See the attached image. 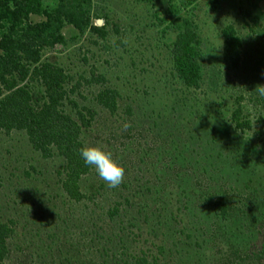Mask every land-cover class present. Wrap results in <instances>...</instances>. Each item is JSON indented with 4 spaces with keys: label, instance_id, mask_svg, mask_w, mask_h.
Masks as SVG:
<instances>
[{
    "label": "trees",
    "instance_id": "1",
    "mask_svg": "<svg viewBox=\"0 0 264 264\" xmlns=\"http://www.w3.org/2000/svg\"><path fill=\"white\" fill-rule=\"evenodd\" d=\"M129 1L156 7L152 4L154 0ZM163 1V9L157 8L154 13L156 25L164 26V31L169 30L173 35L164 46L168 75L175 86L181 87L179 91L183 95H193L189 90H198L203 80L201 42L198 27L191 18L197 3L196 0ZM219 2L207 0L212 9ZM241 3L237 4V11L249 20L251 26L245 25L253 31L259 17L252 16L251 9L257 6L251 0L244 1L250 8ZM90 7V0H0V132L6 137L20 133L32 153L57 163L55 176L61 197L69 204H84L82 210L86 213L80 220L90 223L84 233L93 251H84L79 257L73 252V258L68 260L69 263L64 260L65 264H264V181L261 184L259 177L251 176V167L255 163L264 168V118L258 115L255 122L260 125L252 129L251 120L240 104L242 97H235L227 107L228 102L223 98L225 93H217L218 101L211 98L208 103L201 102L204 111L194 109V103L198 102L195 96L187 100L180 94L182 96L175 101L176 116L164 98H155V106L160 107L150 108L148 119L151 115L171 119L159 123L153 119L141 121L146 118L141 112L144 109L137 107L132 111V98H128V103L122 102L117 89L104 85L103 75L93 71L88 77L83 73L72 75L58 62L42 59L45 52L62 50L68 41L90 33L100 40L105 39L107 32L103 25L95 27L91 23ZM95 17L106 18L104 15ZM113 31L118 35L117 26L113 25ZM220 36L221 61L228 68L237 69L241 63L242 44L236 30L230 24L225 25L220 29ZM116 44L121 45V42ZM260 78L264 85V72ZM93 86L99 88L84 92V88L92 89ZM210 87L215 93L216 87ZM258 102L264 109V97ZM141 103L153 106L152 101ZM119 110L123 115L118 113ZM97 112L115 117L114 122L129 123V126L122 128L118 122L114 129L104 127L93 138L90 134ZM193 114L196 117L191 121ZM213 117L218 123L217 128L239 133L227 138L236 146L233 150L220 146L214 155L209 152L217 164H213L208 154L193 156L194 149H191L194 142L214 144L213 137L206 140L209 131L203 127ZM165 125L169 126L166 128ZM151 128L156 130L152 139L146 137L151 148H140L138 142L143 141L145 135L142 133L141 136L138 131L148 132ZM196 130L201 141L198 140L200 135H195ZM251 137L257 144L246 150L244 143ZM157 138L163 145H158ZM166 142L167 147L164 146ZM172 143L174 146L168 148ZM85 146L110 151L125 171H131L136 185L134 182L133 187L128 188L145 195L142 196L144 199L141 197V204L131 203L132 193H129L128 185L122 183L117 189H110L119 193L104 212L98 211L101 210L98 204L87 208L85 202L103 197L106 184L81 159L79 150ZM132 149L135 150V161L134 156L129 157ZM225 154L231 157L229 163L220 162ZM190 156L194 160L192 164L187 163ZM125 159L130 160L126 166ZM230 168L240 177L243 174L241 178L257 180L256 189L243 180L240 187H225ZM21 174L29 176L25 172ZM7 177H14V173L8 172ZM262 185V195L255 197V190L257 195L260 194L257 187ZM22 196L18 194L13 199ZM189 218L192 224L188 222ZM23 219L28 222L26 217ZM2 220L0 218V264L8 254L6 239L13 234V221ZM229 222L236 225L231 226ZM178 227L181 229H176ZM37 229L36 234L40 231ZM174 233L184 238L180 240ZM174 238L183 242L187 249L172 252ZM45 239L48 243L43 242V247L40 244L30 249L29 262L39 259L43 252L51 251V245L55 243L53 235H46ZM65 246L70 252L69 243ZM15 249L20 250L18 245Z\"/></svg>",
    "mask_w": 264,
    "mask_h": 264
},
{
    "label": "rangeland",
    "instance_id": "2",
    "mask_svg": "<svg viewBox=\"0 0 264 264\" xmlns=\"http://www.w3.org/2000/svg\"><path fill=\"white\" fill-rule=\"evenodd\" d=\"M90 1L91 23L95 27L103 25L104 30L107 32L105 39L100 40L95 34L90 33L84 35L83 38L68 41L62 50L45 52L42 59L46 58L49 61L58 62L67 68V71H70L72 75L83 73V76L88 77L91 71L95 74L103 75L105 79L104 85L117 89L122 97V102L128 103V98H132V111H135L137 107L144 109L141 112L145 114L146 118L143 117L141 121L148 122L153 119L159 123L160 121L171 119L168 116L160 119V116L155 117V115H151V119H148L147 115L150 112L148 110L153 107L155 109L160 107H156L157 101H154L155 98L159 99L160 97L164 98L169 109L173 108L171 113L176 116L178 111L175 101L183 93L179 91L181 87L175 86L168 75L169 64L166 48L164 47L173 39V35L170 34L169 30L164 31V26L156 25L154 13L155 9L157 11L158 9H163L164 1L154 0L152 2V4L156 5L154 8L150 7L149 4L133 3L129 0ZM240 1L244 7L250 8L248 3L244 5L245 0H220L215 9L208 5L207 0H196L197 6L192 13L194 16L191 18L198 27V35L201 42L203 80L198 90H189L193 95L185 94L186 96H183L187 100L188 98L191 99V96H195L198 102L194 103L196 104L194 109L198 108L201 111H204L203 107L200 106L201 102L208 103L211 98L214 101H218L217 93H225L229 97V99L226 96L223 97L224 101L228 102L227 107L232 104L235 97L240 96L242 97L240 104L244 107L243 113L251 120L252 129H257L260 124L256 123L255 119L258 115L264 118V109L258 102L260 96L254 90L256 85H262L260 77L264 72V0H251L257 6L256 9H251V15L259 17L256 26L252 27L253 31H250L245 25L251 26L249 20L237 11V4ZM93 13L96 16L104 15L106 18H97L95 15L93 16ZM228 24L232 25L236 30L242 44L241 63L237 69L228 68L221 61L220 47L222 39L220 29ZM113 25L117 26L118 35L114 33ZM117 41H120L121 45L116 44ZM210 86L216 87L215 93L210 90L212 88ZM96 88H99V86H93L92 89L84 88L83 90L84 92L96 91ZM143 100L152 101L153 106H144L141 103ZM119 103L123 105L120 101ZM157 112H160V110ZM118 113L123 115L120 110ZM195 117L196 115L193 114L190 120L193 121ZM114 121H116L115 117H108L106 114L97 112L92 123L93 133L90 135L96 138L95 134L98 131L104 130V127L114 129L118 122L122 128H125V125L129 126V123L120 124V121ZM132 121H134L133 118ZM212 121H207L203 127L209 131L206 140L208 141L210 137H213L215 140L214 144L194 142L195 145L191 148L194 149L192 150L193 156L199 153L200 155L208 154L211 158L212 155L209 152L214 155L220 146L227 150H233L236 147L230 144L228 140L239 133H235L231 129L221 130L217 128L218 123H216L214 117ZM167 126L169 125L164 127L167 128ZM144 128L146 129V126ZM149 131H138L141 136L142 133L145 135L144 140L138 142L141 144L140 148L143 146L151 148L152 145L146 140L156 136V130L151 128ZM195 135L196 137L200 135L198 130H196ZM243 137L245 138L244 135ZM198 138H200L198 140H202L201 135ZM155 140L158 141L159 146L163 145L161 143L162 140L159 138ZM167 143L164 146L167 147ZM256 144L257 141L251 137L250 140L245 141L244 146L246 150H249ZM173 146L174 143L169 144L168 148ZM134 151L133 149L131 150L129 157L134 156L135 158ZM191 157L187 159L189 164L194 161ZM229 158L231 157L225 154L220 158V162L229 163ZM257 158L260 159L259 157ZM120 159L122 158L120 157ZM135 160L137 159L135 158ZM129 161L128 159L124 160L125 166ZM211 161L213 164L218 163L213 158H211ZM117 163L119 164L120 162ZM255 164L251 167V176L253 178L259 177L258 179L262 184V181H264V168L261 164ZM248 167L250 166L248 165ZM57 168V163L52 159H41L37 154L32 153L20 133H12L6 137L0 132V218L1 220L3 219L2 221L4 219L13 221L11 226L13 234L6 239L8 254L2 264H65L64 260L69 263L68 260L73 258L71 256L73 252H77L76 256L79 257L84 251H93V247H89L90 245L87 244V235L84 233L86 227H90V223L80 220L83 213H86V211L82 210L84 204H69L61 197L55 176ZM8 172H13L14 177H7ZM23 172L29 174V176L23 177L21 174ZM241 177L235 173L233 168H230L225 187L226 185L240 187L241 180H243L249 183L250 188L256 189L257 180ZM134 182L131 171H124L123 183L128 185L127 188L134 185ZM110 189L112 188L105 185L103 197H97V199L94 198L85 202L87 208L90 209L92 207L91 204H98L101 207V210L98 211L104 212L107 205L112 200H116V196L119 193L117 191L114 192V190L112 192ZM11 190L13 191L11 192ZM257 190L261 193L257 195L255 190L254 196L260 197L263 192V185L257 187ZM15 191L17 192L16 194ZM128 191L132 193L130 200L133 205L142 203L141 197L145 196L143 193L141 194L129 188ZM134 191L136 194L133 193ZM18 194H23L22 198L13 199ZM25 217L28 222L24 221L23 218ZM187 220L192 224L190 218ZM229 224L231 226L236 225L232 222H229ZM35 229L40 230L38 234H36ZM176 229L180 230L181 228L178 227ZM176 229L175 231L177 232ZM231 232L234 235L236 231L233 229ZM49 234L53 235L55 242L51 245V251H45L39 256V259L29 262L30 249L36 245H42L43 242V244L48 243L45 236ZM174 234V237L180 240L184 238L179 234ZM231 238L228 237L227 239ZM141 239L138 240L140 245ZM221 242L226 244L222 239ZM67 243L70 245V252H68V246H65ZM16 245H18L20 250L15 249ZM171 248L172 252H183V250L187 249L183 242L175 238L174 245ZM190 264H195V262H190Z\"/></svg>",
    "mask_w": 264,
    "mask_h": 264
},
{
    "label": "clouds",
    "instance_id": "3",
    "mask_svg": "<svg viewBox=\"0 0 264 264\" xmlns=\"http://www.w3.org/2000/svg\"><path fill=\"white\" fill-rule=\"evenodd\" d=\"M254 90L264 97V85H256ZM79 155L84 164L92 167L109 188H118L123 183L125 170L113 159L110 151L97 146H85L79 150Z\"/></svg>",
    "mask_w": 264,
    "mask_h": 264
}]
</instances>
